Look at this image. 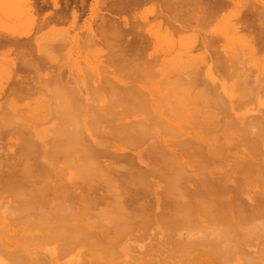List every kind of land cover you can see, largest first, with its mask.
<instances>
[{
  "label": "bare ground",
  "instance_id": "6f19581e",
  "mask_svg": "<svg viewBox=\"0 0 264 264\" xmlns=\"http://www.w3.org/2000/svg\"><path fill=\"white\" fill-rule=\"evenodd\" d=\"M243 1L0 0V264H264V112L205 29L257 51Z\"/></svg>",
  "mask_w": 264,
  "mask_h": 264
},
{
  "label": "rangeland",
  "instance_id": "374dc122",
  "mask_svg": "<svg viewBox=\"0 0 264 264\" xmlns=\"http://www.w3.org/2000/svg\"><path fill=\"white\" fill-rule=\"evenodd\" d=\"M91 0H89V2H90ZM243 1V0H242ZM252 1H255V3L257 4L258 3V7L259 8H261L262 10L264 9V0H252ZM242 3H245L244 1L242 2ZM149 7V9H151V7L153 6L152 4H150V5H148ZM231 7V6H230ZM148 8H146V10L148 9ZM232 8V7H231ZM230 8V9H231ZM50 9V8H49ZM47 10H48V8L46 9V11L45 12H47ZM243 11H244V19L246 20L248 17V19H247V23L249 24L248 26H246L247 25V23H246V25L244 26L245 28H243L240 32H241V35H242V33H243V35H245V37L246 38H248L249 36H251L250 38H253L251 41L252 42H254L257 46H256V48L259 50H257L256 51V49L252 46V50H250L249 51V49L247 48L248 47V45H247V43H245V41H243V42H238L235 38H237L238 36L237 35H234L233 33H231L232 31L231 30H229V28L227 29V27H229L228 26V23H225L226 21H224V20H221L222 19V17H220L219 18V20H217V21H213V23L215 24L214 25V27H212V26H209V27H206L205 29H207L209 32L208 33H211V34H214L215 33V35H213L214 37H215V39H217V42L215 43V45H217V46H219L221 49H223L224 47H225V45H226V42H229V40H230V45L231 46H233L235 49L236 48H240V49H246V52H247V54H244V55H240V58H237V59H235V60H233V61H235V63H234V67H233V69H235L236 71H239L240 69H244V71H242V72H239L240 74H241V76L242 77H244L245 79H242V82H243V85H244V88L248 91V92H250V93H252V94H256V95H258V96H253V97H251V96H245L243 99H242V105H241V108H238V107H236L235 108V111L236 112H242V111H245V110H250V112H252V113H261V112H264V105H263V103H261L263 100V98H264V90L263 89H261V91H260V89L258 88V84L256 83V82H254L255 80H254V78H255V75H256V73H257V70L256 69H259V67L261 66V68L262 67H264V36H262L261 34H263L264 35V29H262V28H264V24H261L260 22H261V17L260 16H258V15H254L249 9H243ZM264 11V10H263ZM225 13H228V11L227 12H225ZM245 13H248L249 14V16H248V14H245ZM250 15H251V17H250ZM246 16V17H245ZM87 17V16H86ZM256 17V18H255ZM261 18V19H259V18ZM148 18H150L149 19V21L152 23V22H154L153 21V18H154V15L152 16L150 13H149V16H148ZM252 20V21H251ZM235 22H240V21H235ZM262 22H264V21H262ZM225 23V24H224ZM220 24V25H219ZM255 24H256V26H255ZM222 25V26H221ZM224 25V26H223ZM262 25V26H261ZM252 26V27H251ZM223 29H222V28ZM254 27L259 31V33H258V31H256V29H254ZM197 28V30L196 29H194V30H192V28L190 27V29H189V31H187V30H185V31H183L182 33H180V34H175V35H173L174 36V38H176V39H181L182 40V38L183 39H187V38H189V40L190 39H192V37L189 35V34H192V33H194V34H196V35H198V34H200L201 33V29L199 28V27H196ZM248 28V29H247ZM254 30V31H252V29ZM214 30V31H213ZM227 30V31H226ZM261 30V31H260ZM195 31V32H194ZM204 31V30H203ZM202 31V32H203ZM254 33V34H252V32ZM263 31V32H262ZM246 32V33H245ZM198 33V34H197ZM250 33V34H249ZM217 34H218V37L219 38H217ZM242 35V36H243ZM179 36H181L180 38H178ZM221 36V37H220ZM226 36H228V38L229 37H231L232 39H228ZM237 36V37H236ZM254 36V37H253ZM261 36V37H260ZM244 37V36H243ZM260 38V40H259V38ZM254 38H256V39H254ZM219 39V40H218ZM232 40V41H231ZM257 40V41H256ZM259 41V42H258ZM186 42V41H185ZM183 43V45L182 46H180L179 45V43H178V46H177V48L175 49V51L176 52H178V53H180V51L181 52H184L183 50H185V48H186V46H184V45H187V44H192L193 43V39H192V42H190V41H188L187 40V43ZM199 42V40L196 42V43H198ZM256 42H258V43H256ZM196 43H194V45H196ZM263 43V44H262ZM262 44V45H261ZM241 45V46H240ZM261 47H260V46ZM242 46H244V47H242ZM246 46V47H245ZM153 47V46H152ZM230 47V46H229ZM196 48H199V49H196ZM195 49H193V48H191V49H193L192 50V54L193 55H197V53H199L200 54V52L202 51V53L201 54H203V53H205V52H203V50H201V51H199L200 49H201V47H200V45H197V47H196ZM88 49V48H87ZM165 49V48H164ZM244 49V50H245ZM89 50V49H88ZM88 50L86 51L85 50V52H81L80 54H81V57L79 58V60H80V62L82 63V65L84 64V59H86V58H88V57H90L89 59L91 60V61H93L94 60V58H93V56H95L94 55V53L93 52H91L90 53V51L88 52ZM229 50V49H228ZM262 51H263V53H262ZM167 52V51H166ZM168 52H170V51H168ZM253 52H256V53H254L253 54ZM90 53V54H89ZM68 55V54H67ZM86 57H85V56ZM205 55H206V53H205ZM69 56H72V55H69ZM73 57H75L76 58V56L74 55ZM91 57H92V59H91ZM81 58H82V60H81ZM103 59V60H102ZM104 59H106V57H104V58H101V60L102 61H104ZM261 61V62H260ZM201 63V62H200ZM253 63V65H251ZM201 65V64H200ZM203 65V64H202ZM245 66H246V68L247 67H251V68H249V69H252L253 71L251 72V73H246L245 71H246V69H245ZM202 67V66H201ZM203 68H205V64L203 65ZM263 70V69H262ZM218 71L220 72V69H218ZM260 74H262V75H264V71H261L260 72ZM173 76H171V78H172ZM169 81H173V80H175V79H168ZM6 96V95H5ZM8 97V96H7ZM7 97H3V96H1L0 97V106L2 105V102H5V100H6V98ZM38 96H30L29 98H31V100L30 99H27V100H23V101H21L20 103H18L19 104V106H20V111H24V109H26V108H30V106H28V103L30 102L31 104H33V100H35L36 98H37ZM6 105H7V102L5 103ZM21 104V105H20ZM34 104H35V102H34ZM22 106V107H21ZM5 107V106H4ZM23 107H25V108H23ZM1 109H0V112H2L4 109H3V105L0 107ZM27 111V112H26ZM24 113H27V114H25L26 115V117L29 115L28 113H29V110L27 109V110H25L24 111ZM7 139H4L3 140V142H5ZM10 140V141H9ZM14 140H12V139H8V144L5 142L3 145L1 144L2 143V140H0V149L2 148V150H0V154H1V156H0V160H1V157H3L5 154H7V152L10 150L9 149V146H10V144H11V146H14L13 144H14V142H13ZM11 142V143H10ZM7 145V147H6V150L4 149L5 148V146ZM5 145V146H4ZM4 150V151H3ZM8 150V151H7ZM5 152V153H3V152ZM4 154H2V153ZM244 152H246V151H244ZM244 156H247V152H246V154H244ZM3 160V159H2ZM226 163V162H225ZM224 170L222 171V172H224V171H226V172H228V171H230L231 170V166H230V164H228V163H226L225 164V167L223 168ZM219 170V169H218ZM232 172H230V176H229V178L228 179H231V177H232V174H231ZM2 174V172H0V175ZM236 182V181H235ZM255 191L254 190H252L250 193H249V195H247V196H249V197H251V196H256V194L254 193ZM148 195H150V197L149 196H146L147 198L146 199H148L147 201H149L150 200V198L152 199L153 198V195H151V194H148ZM149 197V198H148ZM245 197V196H244ZM152 200H154V198L152 199ZM151 200V201H152ZM154 202V201H153ZM152 202V203H153ZM141 243H144V244H148L149 243V240H144V241H141ZM260 244H258V245H253V246H251V249H255L256 251H258L259 249L258 248H260ZM71 255H74V254H71L70 253V256ZM72 257V256H71Z\"/></svg>",
  "mask_w": 264,
  "mask_h": 264
},
{
  "label": "flooded vegetation",
  "instance_id": "af4514ba",
  "mask_svg": "<svg viewBox=\"0 0 264 264\" xmlns=\"http://www.w3.org/2000/svg\"><path fill=\"white\" fill-rule=\"evenodd\" d=\"M40 1V3H43L44 1H49V0H39ZM64 1V0H63Z\"/></svg>",
  "mask_w": 264,
  "mask_h": 264
}]
</instances>
